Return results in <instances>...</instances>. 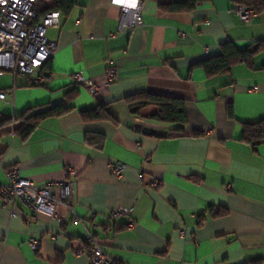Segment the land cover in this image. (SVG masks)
I'll list each match as a JSON object with an SVG mask.
<instances>
[{"label": "crops", "instance_id": "1", "mask_svg": "<svg viewBox=\"0 0 264 264\" xmlns=\"http://www.w3.org/2000/svg\"><path fill=\"white\" fill-rule=\"evenodd\" d=\"M71 1L47 31L57 46L42 70L49 79L0 77V185L4 168L17 166L23 178L54 188L69 167L75 220L67 212L63 222L35 218L18 201L12 217L0 198V264H89L75 254L87 233L123 264H264V133L258 142L244 136L245 125L264 120V50L224 73L207 75L200 65L226 43L241 51L264 42V12L241 21L231 0L187 12L168 9L185 0H141L142 25L120 32L111 0ZM109 66L117 70L110 84ZM78 72L99 87L96 96L74 85ZM144 93L183 101V131L151 118L154 105L133 114L125 99ZM64 104L67 113L19 135L15 117ZM98 106L114 121L82 118ZM114 163L124 166L120 178ZM217 209L225 214L214 216ZM120 210L127 213L110 221Z\"/></svg>", "mask_w": 264, "mask_h": 264}, {"label": "built area", "instance_id": "2", "mask_svg": "<svg viewBox=\"0 0 264 264\" xmlns=\"http://www.w3.org/2000/svg\"><path fill=\"white\" fill-rule=\"evenodd\" d=\"M38 0H0V77L9 72L13 77L18 75L29 77L30 84H40L43 79H49V74L43 77L42 70L56 53V44L47 38L48 29L57 25L58 12H49L38 17L34 11V5ZM111 3L120 8L119 26L120 32H130L142 25L141 0H111ZM234 14L241 21H249L255 16L251 9L236 5ZM32 76H35L34 78ZM117 79V70L109 66L104 74V81L108 84ZM74 85H82L96 96L99 87L82 73L73 74ZM255 90V88H254ZM6 97L0 93V101ZM124 166L114 163L110 165L111 173L120 178ZM6 184L0 185V198L5 207L9 208L12 217L17 216L16 202H21L29 208L33 217L44 216L50 221L65 220V212L73 215L75 176L76 173L69 167H65L64 175L69 178L54 188L52 184L40 185L37 182L23 178L17 166L4 168ZM159 185L153 182L152 186ZM125 211H117L114 217L126 214ZM130 228L134 223L129 224ZM87 247L75 250L78 256H85L89 264H123L120 257L107 255L100 247L94 234L87 233L85 238ZM33 250L38 249V241L33 238L28 240Z\"/></svg>", "mask_w": 264, "mask_h": 264}, {"label": "trees", "instance_id": "3", "mask_svg": "<svg viewBox=\"0 0 264 264\" xmlns=\"http://www.w3.org/2000/svg\"><path fill=\"white\" fill-rule=\"evenodd\" d=\"M208 0H185L182 3H172L168 9L170 11H190L195 9L198 5ZM236 5L251 9L255 14L264 12V0H231ZM71 0H38L34 5V11L37 16H43L49 12H58L59 15H67L73 8ZM264 50V42H257L244 50H237L231 43H226L222 46L221 54L218 57L208 59L200 65L206 71L207 75H215L229 71V69L236 64L246 63L251 64L252 57L259 51ZM47 76V73H46ZM72 98L70 94L66 95V102ZM129 104V109L133 114H138L140 110L154 105L157 112L151 118L164 122L177 124L176 131L182 132L187 123V118L184 110V102L179 99L167 98L153 94H138L129 96L125 99ZM71 109L70 106L60 105L58 107L50 108L36 114H24L15 117V121L20 122L18 128L19 135L26 139L38 125V122L48 117L61 116ZM229 112V110H228ZM81 116L86 121L107 120L114 121V118L108 113L104 106H98L91 111L81 112ZM244 136L252 138L251 141L258 142L262 139L264 133V120L258 124L245 125ZM248 139V138H246ZM102 139L88 137L89 144L96 145ZM249 140V139H248ZM225 214L223 209H217L213 215L221 216Z\"/></svg>", "mask_w": 264, "mask_h": 264}]
</instances>
